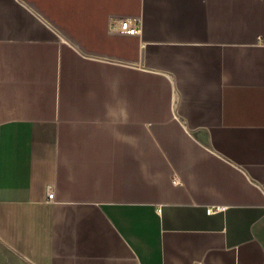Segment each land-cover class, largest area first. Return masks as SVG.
<instances>
[{
    "label": "crops",
    "instance_id": "0c3cea01",
    "mask_svg": "<svg viewBox=\"0 0 264 264\" xmlns=\"http://www.w3.org/2000/svg\"><path fill=\"white\" fill-rule=\"evenodd\" d=\"M0 241L264 264V0H0Z\"/></svg>",
    "mask_w": 264,
    "mask_h": 264
},
{
    "label": "built area",
    "instance_id": "2783aa9c",
    "mask_svg": "<svg viewBox=\"0 0 264 264\" xmlns=\"http://www.w3.org/2000/svg\"><path fill=\"white\" fill-rule=\"evenodd\" d=\"M117 25V27H115ZM111 28L114 30H117L118 33L122 35L127 36H139L142 32V25L141 22L138 19H121L119 21L112 20L111 21ZM49 201H54L55 195L53 192H49L48 196ZM224 209L223 208H216V209H210L208 211L209 214L212 213H220Z\"/></svg>",
    "mask_w": 264,
    "mask_h": 264
},
{
    "label": "rangeland",
    "instance_id": "374dc122",
    "mask_svg": "<svg viewBox=\"0 0 264 264\" xmlns=\"http://www.w3.org/2000/svg\"><path fill=\"white\" fill-rule=\"evenodd\" d=\"M0 264H30L0 241Z\"/></svg>",
    "mask_w": 264,
    "mask_h": 264
}]
</instances>
